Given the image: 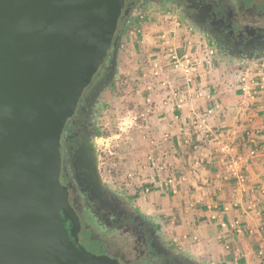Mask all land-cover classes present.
Instances as JSON below:
<instances>
[{
    "label": "crops",
    "instance_id": "crops-1",
    "mask_svg": "<svg viewBox=\"0 0 264 264\" xmlns=\"http://www.w3.org/2000/svg\"><path fill=\"white\" fill-rule=\"evenodd\" d=\"M144 3L152 23L127 35L125 48L121 38L117 55L143 106L139 206L199 264H263L264 57L226 63L170 5ZM172 55L196 61L188 85Z\"/></svg>",
    "mask_w": 264,
    "mask_h": 264
},
{
    "label": "water",
    "instance_id": "water-1",
    "mask_svg": "<svg viewBox=\"0 0 264 264\" xmlns=\"http://www.w3.org/2000/svg\"><path fill=\"white\" fill-rule=\"evenodd\" d=\"M125 1L0 0V264H126L79 243L61 171L65 123L109 54L110 73L86 102L114 75L117 23L136 0ZM73 167L77 186L98 197L93 136Z\"/></svg>",
    "mask_w": 264,
    "mask_h": 264
},
{
    "label": "flooded vegetation",
    "instance_id": "flooded-vegetation-1",
    "mask_svg": "<svg viewBox=\"0 0 264 264\" xmlns=\"http://www.w3.org/2000/svg\"><path fill=\"white\" fill-rule=\"evenodd\" d=\"M146 1L149 0H136L128 16ZM157 1L168 2L182 21L208 37L217 52L236 60L264 56V52H261L264 50V0ZM130 2L126 0L125 5ZM122 23L119 19L115 30V37L120 38L119 43ZM110 60L109 54L83 93L74 115L66 121L61 137L62 182L67 188L68 202L80 224L78 241L96 256H109L126 264H199L168 245L152 222L116 194L104 188L95 197L77 186V171L73 167L75 151L86 137H94L93 111L99 93L91 103H87L86 99L99 83H105L110 73Z\"/></svg>",
    "mask_w": 264,
    "mask_h": 264
},
{
    "label": "rangeland",
    "instance_id": "rangeland-1",
    "mask_svg": "<svg viewBox=\"0 0 264 264\" xmlns=\"http://www.w3.org/2000/svg\"><path fill=\"white\" fill-rule=\"evenodd\" d=\"M153 2L158 1L153 0ZM148 5L151 7L150 5L153 4L148 3ZM160 5L162 7L169 4L166 1L165 3L161 1ZM147 7L144 2L139 4L129 16V22L120 26L121 33H123L124 48L127 47V35H137L135 33L142 24L152 23ZM172 10L176 14L173 8ZM207 38L203 34L205 43H208L209 45H207L215 50V46L210 44L211 41ZM219 56L226 63L233 60L220 51ZM127 65L128 62L124 63L122 59L118 60L113 80L99 93L95 102L93 121L95 131L98 130L100 134L98 138L94 137L98 156V170L104 187L116 194L138 214L152 222L157 227L161 238L167 243L161 231L160 220L157 217L144 215L139 206L142 200L138 201L140 188L136 166L138 163V140L141 135L139 131L142 127V118L139 114L143 106L140 104L141 99H139L138 88L135 85L137 79L132 75H126Z\"/></svg>",
    "mask_w": 264,
    "mask_h": 264
},
{
    "label": "built area",
    "instance_id": "built-area-1",
    "mask_svg": "<svg viewBox=\"0 0 264 264\" xmlns=\"http://www.w3.org/2000/svg\"><path fill=\"white\" fill-rule=\"evenodd\" d=\"M207 44V43H206ZM209 45V44H208ZM207 45L206 49H209V46ZM212 51H209V55H212ZM208 55V56H209ZM171 66L175 71L179 70L184 75L185 83L188 85L193 80V73L196 72L197 64L196 61H194L190 56L184 55L181 57H177L176 55L171 56ZM264 65V61H263ZM244 78H241V81H243ZM230 148L225 147V150L228 151ZM152 163L154 164V161L152 160ZM240 179V183H243V178L238 177ZM173 180L171 178H168L167 184H171ZM264 195V194H263ZM258 255L259 257L264 260V242L262 245L258 247Z\"/></svg>",
    "mask_w": 264,
    "mask_h": 264
},
{
    "label": "trees",
    "instance_id": "trees-1",
    "mask_svg": "<svg viewBox=\"0 0 264 264\" xmlns=\"http://www.w3.org/2000/svg\"><path fill=\"white\" fill-rule=\"evenodd\" d=\"M129 22V16L127 17V19L122 23V25H126ZM100 136L98 130L94 131V137L98 138Z\"/></svg>",
    "mask_w": 264,
    "mask_h": 264
}]
</instances>
